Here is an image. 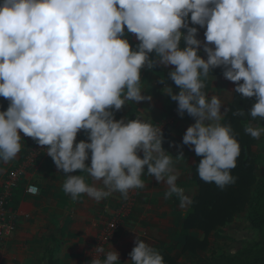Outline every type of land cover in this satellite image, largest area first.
Returning a JSON list of instances; mask_svg holds the SVG:
<instances>
[{"label": "clouds", "instance_id": "obj_1", "mask_svg": "<svg viewBox=\"0 0 264 264\" xmlns=\"http://www.w3.org/2000/svg\"><path fill=\"white\" fill-rule=\"evenodd\" d=\"M158 66L167 70L162 93L181 117L194 119L181 148L202 158L199 178L221 189L234 184L240 144L222 122L229 108L221 111L225 104L205 91L206 81L222 68L235 84L232 93L252 100L232 115L264 121V0H0V97L8 101L0 110V162L15 160L26 136L46 146L73 201L87 195L100 202L114 193L127 199L145 187L147 175L167 186L165 198L191 203L148 110L116 119L129 101H152L142 71ZM244 131L258 140L264 124ZM81 132L86 139L77 141ZM134 245L124 264H165L138 235ZM91 256L89 264H121L111 244Z\"/></svg>", "mask_w": 264, "mask_h": 264}, {"label": "crops", "instance_id": "obj_2", "mask_svg": "<svg viewBox=\"0 0 264 264\" xmlns=\"http://www.w3.org/2000/svg\"><path fill=\"white\" fill-rule=\"evenodd\" d=\"M203 33L204 29H200L198 38L202 41L204 40ZM131 42L137 43L134 36L131 37ZM200 54L205 59L207 58L202 49ZM222 71V68H216L213 74H209L205 91L209 92L210 96L215 94L220 97L225 104L221 108L223 112L225 108L228 107L230 110L232 107L235 96L232 90L235 84L226 80ZM213 75L216 77L215 80ZM142 76L145 95H151L152 101H142L138 104L129 101V106H125L116 113V119L122 117L134 119L135 115H141V111L148 110L152 121L157 123L173 113L176 102L162 93L161 89L164 85L159 82L160 77H167V70L158 66L154 71H142ZM168 83L175 87L172 81L169 80ZM7 106L8 101L0 97V110H6ZM143 115L148 118L146 112ZM192 123L194 119L187 114L180 116L174 125L164 132L163 141V147L174 157L175 170L179 174L177 184L183 188L191 203L181 206L176 197L165 198L167 186L162 182L158 183L154 177L144 175L142 179L145 187L140 189L136 210L129 221L139 220L140 222L137 223L136 229H132L129 223V229L124 231L126 232L123 234L125 238L121 241L122 244H128L127 247H130V244L134 245L136 235L147 236L149 231L145 228L146 223L156 225L165 219H175L183 209L190 208L192 211L193 199L199 192V186L193 180L197 155L191 146L185 145L181 148L183 135ZM21 135L23 136L22 133ZM23 139L21 152L16 159L7 164L0 162V187L9 170L25 163V158L30 154L28 144L34 140L26 136ZM81 139H86L83 132L77 136V141ZM181 151H183V158H175ZM87 163H90V160ZM259 166L264 169V163ZM71 174L78 175L79 172ZM82 174L85 175L88 183H93L86 173ZM64 180V173L57 169L51 157L46 153L32 156L30 166L26 167L22 174L12 202V209L18 215V227L0 248V264H41L40 259L43 257L47 263L49 258L47 249L52 248H54V260L59 252L61 256L70 259L84 258L85 250L95 243L100 232L98 223L100 216L113 212L123 197L120 193H114L97 202L87 195H82L73 201L70 195L62 189ZM170 224L176 223L173 221ZM153 231L156 232V230ZM116 239L110 243L114 248L118 242Z\"/></svg>", "mask_w": 264, "mask_h": 264}, {"label": "trees", "instance_id": "obj_3", "mask_svg": "<svg viewBox=\"0 0 264 264\" xmlns=\"http://www.w3.org/2000/svg\"><path fill=\"white\" fill-rule=\"evenodd\" d=\"M251 103L252 100H242L235 94L232 107L222 121L231 125L233 134L241 148L236 167L231 170V174L236 178L234 184H229L221 189L214 183L202 181L196 170V166L202 158L196 157L193 180L198 184L199 192L193 199L192 211L186 216L179 230V235L185 237L184 250L186 251L196 253L205 248L209 243L207 237L212 231L226 226L236 213L245 210L251 211L248 219L253 227L264 234V212L259 210L264 208V202L261 200L264 198V174L258 178L256 173L257 165L263 164L264 159L253 151L252 146L255 144V139L244 131L245 122L253 119L250 116L232 115L240 108L247 111ZM202 233L205 235L203 239ZM179 246L180 244H177L162 253L165 264H174L175 261L169 256V253ZM53 252L54 248L47 249L48 264H55ZM241 264H264V259L257 256L253 261Z\"/></svg>", "mask_w": 264, "mask_h": 264}, {"label": "rangeland", "instance_id": "obj_4", "mask_svg": "<svg viewBox=\"0 0 264 264\" xmlns=\"http://www.w3.org/2000/svg\"><path fill=\"white\" fill-rule=\"evenodd\" d=\"M258 122L264 124V121H259L258 118L257 120L245 122V125L250 123L255 126ZM263 148L264 136L258 140L255 139V144L252 146L253 151L259 154V156L261 155L264 159ZM256 173L258 178H260L264 174V169L257 165ZM261 200L264 202V198ZM259 210L264 212V208H260ZM190 211V208L183 209V211H180L179 216L175 219H165L156 225L146 223L145 228L148 229L149 233L146 237L139 238L154 246L161 254L167 252V249L170 246L175 247L177 244H180L179 247L174 248V250L169 253V256L175 261L174 264H241L242 262L246 263L247 261H253V259L257 256L264 259V234H262L259 229L253 227L252 223L248 219L249 213L251 212H249V210L236 213L232 221L226 226L212 231L207 237L209 243L205 248L198 250L196 253L184 250L185 238L179 235V230L182 227L181 224L183 220ZM173 221L176 224L169 225V223H172ZM139 222V220H134L132 222L128 221V223L124 225V227L119 230L115 234L114 238L104 247L108 250V246L114 239H116L118 234L116 239L118 242L115 248L120 253L121 264H124V262L129 259L128 254L135 246L130 244L131 246L127 247L128 244L121 243V241L125 238L123 234H126V232L124 231L129 229V226L132 229H136V225ZM101 228L102 226L100 225V230ZM153 230H156V232ZM119 233L121 234L119 235ZM142 234L144 236L146 235L145 233ZM204 236L205 235L202 233V239ZM120 238L122 239L119 240ZM97 245L96 238L95 243L92 244L88 250H85L84 258H81L80 260L63 257L59 252V254H57L58 256L55 260V264H89L93 258L91 256V252L95 247H98ZM40 260L42 262L41 264H48V262H45L44 257Z\"/></svg>", "mask_w": 264, "mask_h": 264}, {"label": "built area", "instance_id": "obj_5", "mask_svg": "<svg viewBox=\"0 0 264 264\" xmlns=\"http://www.w3.org/2000/svg\"><path fill=\"white\" fill-rule=\"evenodd\" d=\"M180 117L177 112V103L173 113L165 119L157 122L161 126L163 134L171 127L174 122ZM46 146H40L35 141L28 144L30 154L25 158V163L18 167L10 169L0 187V248L10 234H13L17 227V212L12 209V202L15 197L17 188L26 167L30 166L32 156L43 155L46 153ZM141 155V153H140ZM140 189L129 192L128 198L120 201L117 208L108 215H102L99 218V224L102 226L97 235V246L105 247L115 234L121 230L124 225L130 221L131 216L135 212L137 198Z\"/></svg>", "mask_w": 264, "mask_h": 264}]
</instances>
